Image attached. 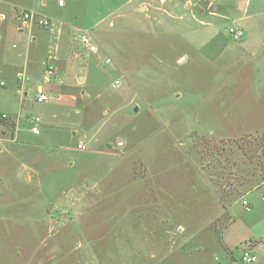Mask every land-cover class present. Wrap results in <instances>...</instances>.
<instances>
[{"label": "rangeland", "instance_id": "374dc122", "mask_svg": "<svg viewBox=\"0 0 264 264\" xmlns=\"http://www.w3.org/2000/svg\"><path fill=\"white\" fill-rule=\"evenodd\" d=\"M8 1L0 50L54 99L21 88L0 104L43 122L24 140L20 118L0 114V264H223L244 249L264 264V179L238 186L264 138L250 106L264 90V0H77L58 40L19 22L31 0Z\"/></svg>", "mask_w": 264, "mask_h": 264}, {"label": "crops", "instance_id": "0c3cea01", "mask_svg": "<svg viewBox=\"0 0 264 264\" xmlns=\"http://www.w3.org/2000/svg\"><path fill=\"white\" fill-rule=\"evenodd\" d=\"M59 1L60 0H57V1H55V0H31V2L28 3L30 5H27L28 8L35 9V10L39 11L41 14L46 15L48 17H52L54 20H56V22L52 23V27L48 31H45L46 34H48V32H50L53 35H55L56 40H58L60 38L61 35L59 33L62 32L63 25L66 24V19H69V17L71 16L72 9L75 8L74 4L77 2V0H63V1H65L64 6H60ZM131 2L132 1L130 0L128 2V4L132 5ZM1 4H2L1 9L9 6L10 8L8 10V14H12V11L14 9V4H10V2L8 0H0V5ZM20 5H21V3H20ZM146 9L148 12H151V10L148 9V7ZM152 13L153 12H151V14ZM3 17H5V14L0 11V21H3ZM12 18H13V15H12ZM23 26H25L26 28L31 27V25L28 26L25 24H23ZM98 26L99 25H96L93 28V30H103V29H100ZM32 28H33V30H36L38 32L36 27L32 26ZM76 29L77 28L75 27V25L70 26V30H69L70 37L73 36V33L76 31ZM57 34H58V37H57ZM50 42H54V38H51ZM18 65L19 64H18L17 57L15 55L11 56V53L8 52L7 49H5V47H3L0 50V76L3 78V80L0 83H4L3 81L6 82V80H8L11 83V85H8L10 87V90H6L0 96V104L5 106L6 109H10V107L12 106V102H13L14 97L17 96L18 99H19V97H21V93H20L21 88L24 89V93H23L24 96H27L28 91H30L34 88L36 89V92L38 95V92L40 90H43L42 89L43 87H41L39 85H48L44 82V78H42L43 83L35 82L33 80L34 75L31 72L29 73V70H27V72L29 73V77H27V80L22 79L23 72H19L17 70V68H19ZM26 65H27V63H26ZM69 67H70V64L67 62L66 66H65V70ZM26 69H27V66H26L25 70ZM83 69H85V68H83ZM41 75H43V74H41ZM60 79L64 82L63 77H61ZM85 80H86V78L81 77L79 79V82L75 85H83L85 83ZM81 81H83V82H81ZM3 87H7V86L5 85ZM44 92H46V91H44ZM250 106H251V121L256 122V123L264 122V90L262 92H259V95L256 96L255 99L251 100ZM235 107H238V105H236ZM24 112L25 111L23 109V106L21 108V104H20V106L16 110H9V111L4 110L0 114L1 115L7 114L10 116L13 115L14 118H20L19 125H17V126H19L18 127L19 129H21V132H22L21 138H23L24 140H28V139L36 138L37 136H40L41 133L37 135V134H34L31 132L30 126L27 123V120H28V118H30V116H27L28 112L25 114H24ZM234 112L237 113L238 109L235 108ZM17 114H21L24 116H23V118H21L20 117L21 115H17ZM222 114H224V112ZM42 125H43V122L39 125V129L41 132H42ZM214 202L217 203V201H215V200H214ZM214 209H213L214 215H216L215 217H218L219 214H218V212H215Z\"/></svg>", "mask_w": 264, "mask_h": 264}, {"label": "built area", "instance_id": "2783aa9c", "mask_svg": "<svg viewBox=\"0 0 264 264\" xmlns=\"http://www.w3.org/2000/svg\"><path fill=\"white\" fill-rule=\"evenodd\" d=\"M162 1H165V0H162ZM59 5L64 6V1L60 0ZM19 19H20L19 22L22 23V25L25 24V25L30 26L32 24H37L43 28H50L52 26L51 20L48 17L40 15V13L36 10H27V11L22 12V17ZM231 32L233 33L232 35L234 36V38L237 40L242 39L244 36V33L240 30L231 29ZM0 40H1V36H0ZM75 40L81 46L87 48L89 52H91V54L99 56L100 48L98 44L95 42V40L93 39V37L89 34L88 31L77 28L76 33H75ZM112 64L113 63L110 58H106L104 60L105 66H111ZM51 69L54 71L53 67ZM52 70L48 71L47 73L49 75L53 74ZM115 84L119 85L120 83L119 81H116ZM3 86H5V83H0V87H3ZM53 99H54L53 97L49 96L42 90H40L38 95L36 96V101L38 103H48L52 101ZM2 116L4 118H8V115L6 114ZM39 122H40V118H37V117L30 118L27 121V123L30 126L31 132L37 135L41 133L39 129ZM86 148L87 147L83 142L79 143L78 149L80 151H84L86 150ZM243 204L248 205V202L244 201ZM257 261H258L257 256L250 249H244L238 255L233 252L229 260L227 261L223 262V260L220 259V262H222L223 264H255Z\"/></svg>", "mask_w": 264, "mask_h": 264}, {"label": "trees", "instance_id": "16d2710c", "mask_svg": "<svg viewBox=\"0 0 264 264\" xmlns=\"http://www.w3.org/2000/svg\"><path fill=\"white\" fill-rule=\"evenodd\" d=\"M247 160H248V163L250 164L249 166V177L247 176L246 178L244 177H241L238 181V186H246L249 183L253 182V180L251 179V177H262V179H264V138H262V141H258L256 144H255V147L252 148V155L251 157H248L247 156ZM227 168V167H226ZM220 170L224 169V167H220L219 168ZM231 169V167H230ZM231 174L234 175L233 173V170L230 171ZM250 180V181H249ZM210 183L213 184L214 183V179L213 178H210L209 179ZM215 184L217 186H220V188L223 186V187H230L231 186V183L225 181V183H223V179L222 177H220V180H216ZM238 196H240L242 194V190H239L237 192ZM234 193V194H235ZM233 194V195H234ZM231 195V193H230ZM220 199V202L221 204L223 205L224 209H227V199L226 197H222L221 195V198Z\"/></svg>", "mask_w": 264, "mask_h": 264}, {"label": "water", "instance_id": "95a60500", "mask_svg": "<svg viewBox=\"0 0 264 264\" xmlns=\"http://www.w3.org/2000/svg\"><path fill=\"white\" fill-rule=\"evenodd\" d=\"M246 1H241L239 5V9L244 10V5Z\"/></svg>", "mask_w": 264, "mask_h": 264}]
</instances>
